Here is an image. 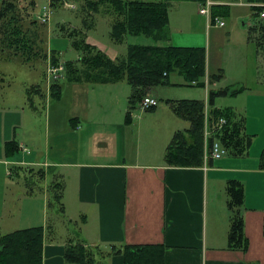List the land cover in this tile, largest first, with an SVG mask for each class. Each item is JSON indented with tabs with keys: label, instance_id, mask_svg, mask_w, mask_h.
I'll list each match as a JSON object with an SVG mask.
<instances>
[{
	"label": "crops",
	"instance_id": "0c3cea01",
	"mask_svg": "<svg viewBox=\"0 0 264 264\" xmlns=\"http://www.w3.org/2000/svg\"><path fill=\"white\" fill-rule=\"evenodd\" d=\"M176 3L183 7L178 15V21L186 20L184 13L187 8L192 11L193 7L200 14L197 2ZM233 6L232 14L238 13L240 10L237 8L241 6L252 11L247 2ZM170 23L171 26V20ZM214 28L219 30L222 27L214 26ZM172 31L179 36V41H182L179 43L173 39L179 45L207 47V43L204 42L205 35L201 31L191 29L185 31L173 29ZM97 47L109 57L115 58L116 51L113 48L100 44H97ZM20 58L23 65H30L23 60L22 56ZM213 72L214 67L211 66L208 54L207 80ZM180 76L182 75L179 74L170 81L173 80L174 85L178 82L186 84L187 82H183ZM7 77V70L0 69V81ZM126 83L123 81L105 84L69 82L67 88L71 86L74 104L77 105L76 100L82 99L86 107L79 110V114H68L71 116H68L64 125L63 115L65 114L58 112L60 114L58 116L54 113L57 111L58 103L62 101L63 87L66 84L61 88L59 97H55L58 99L50 105V108H54L53 113L50 112L46 117L40 115V112L36 113V108L30 105L27 108L31 110L29 115L25 106H22V111L16 109L19 117L21 116L20 122L9 123L7 116L2 118L0 120V168L2 169L4 165V171H6L8 155L5 144L11 139H16L20 148L13 154L14 162L27 166L37 164L41 167L48 163L49 168L63 182L65 213L68 214V219L83 220L79 223L82 234L80 235L89 245L101 244L108 248L111 244L121 245L122 243L162 244L166 246L165 264H264V167L261 165V153L264 149L263 105L253 107L248 117L238 113V117L244 118V131L252 135V143L247 152L242 155H236L226 148L228 151L226 155L220 158L210 157L206 160L204 149V162L200 166L167 164L164 155L175 132L187 131L190 127V122L174 111L171 123L180 125L181 128L177 129L179 127L177 126L174 131H171V128L164 129V133L159 135L158 144L161 146L157 149L147 150L143 154L139 153L138 156L128 154L127 157L131 160H128L126 155L120 153L117 148L113 149L111 154L104 149L90 152L93 149L90 142L91 135H98L97 133L101 130L111 132L112 127L118 128L121 125L127 128L132 122V113L127 116L130 105H125L123 101L121 103V99L119 100V97L125 93L124 84L130 91L126 96L127 100L132 93L131 84L128 83L129 87ZM96 85L110 86L105 87L110 94V99H105V102L110 104L117 120L92 123L89 115L95 106L89 108V103L94 101L99 104L98 96L91 95L97 92ZM159 86L170 85L160 84ZM157 87L158 85L150 89L155 96L154 90ZM22 93L20 98L25 103L28 99L25 89H22ZM206 96L207 93L203 99H206ZM35 104L33 105L36 106ZM117 106L120 108L114 110ZM158 106L159 104L156 107ZM167 106L171 107L169 102ZM1 114L9 113L3 111ZM108 115L106 113L102 118L107 120ZM31 118H34V124L28 126L27 123H31ZM71 118H75V122H71ZM58 120L63 126L57 124ZM38 121L41 124L44 122L47 127L50 129L52 127V131L56 132L53 134V140L47 130L48 140L45 142L32 132V129H37ZM97 125L103 128L95 130ZM8 126L11 127L9 131ZM128 130L132 134L135 133L131 127ZM20 145H25L30 151L23 152ZM90 146L92 149L89 148ZM207 151L206 154L209 155ZM230 180L242 182L245 188L244 206L240 209L247 238L245 250L230 247L229 243L231 210L228 207L227 186ZM27 198L29 199L25 201L28 214H34L32 202L37 203L38 208L44 209L47 206L44 197L27 196ZM37 225L30 224L28 227ZM64 248V241L45 240L43 264H70L62 258ZM111 262V264H124L123 256L115 255Z\"/></svg>",
	"mask_w": 264,
	"mask_h": 264
},
{
	"label": "rangeland",
	"instance_id": "374dc122",
	"mask_svg": "<svg viewBox=\"0 0 264 264\" xmlns=\"http://www.w3.org/2000/svg\"><path fill=\"white\" fill-rule=\"evenodd\" d=\"M29 1L30 0H19L22 6L27 5ZM208 1L209 0L198 3V11L200 14L193 9L192 5V11L187 8L184 13L186 17L185 21H178V15L183 9L181 4L174 2V4L170 6L168 13L169 27L172 33L170 42L177 45L182 42L179 41V36L173 33V29H183L184 31L191 29L203 32L205 35L204 42L207 43V47L205 46L207 49V55L209 54L211 66L214 67V72L211 73L210 76L212 74H221V76L214 80H211L208 76L207 80L206 75L205 86L197 85V81H193V85L180 82L176 83L177 85H174L173 80H171L168 83L170 86L158 85V87L154 90L156 96L150 92L151 90H148L141 100L134 104L132 108L133 120L129 127H131L135 133L132 134V132L128 130L129 127L124 128L122 125L118 128L112 127L111 132L101 130L97 133L98 135H91L90 142L93 149L90 146L89 148L92 149L90 152H94L98 149H104L106 152L111 154L113 153V149L117 148L120 153H123V155H126L127 157L128 154L131 156L136 154V156H138L139 153L143 154L147 150L157 149L160 147L161 145L159 146L158 144L159 135L164 133V129L171 128V131H174V128L177 126H179L177 129L181 128L180 125H174V123H171V117L174 114L171 107L167 106L168 97L175 100H203L204 149L206 146L204 136L205 126L207 125L211 130H214L215 128L210 127V88L227 90L226 94L219 95L215 98V105L221 108L231 109L230 111H232V113H236V119L241 118L238 117V113L244 114L245 116L243 117H248L249 112H251L252 108L255 106L263 105L262 108H264V98L257 96L260 95L264 97V50L261 49V51L258 52L255 43L248 39L249 27L251 25L246 28L242 27V20H245L246 22L252 20V16L254 14L252 7L256 6L260 9V3L251 4L246 0H222L221 4H229L231 7L237 3L240 5V3L245 4L247 2V5L251 7L252 11H249L247 7L243 8L241 6L237 8L240 10L238 13H230L224 18H222V16H217L216 21L213 22L211 20V23H213L214 26L222 27L218 30L217 28H214L213 25H207L206 17L213 19L211 6L214 5L213 3L208 5ZM211 1L220 2V0ZM1 2L2 0H0V5ZM72 2L76 5V8L65 6L60 3L52 7L51 0H36L37 7L35 15L37 19L44 23L48 29V56L45 61L41 59L34 60L31 61L30 65H23L20 56H12V59H0V69H5L8 72V77L3 78L4 82L0 81V120L7 116L9 123L14 121L20 122L21 116L19 117V114H17L18 110L22 111V106H25L26 109L29 108L31 105V99L35 101L34 104H37H35L37 107L36 113L40 112V115L42 114L44 117H46V115L50 112L53 113L52 109L54 108H50V105L58 98L52 96L51 92H47L46 88L48 82L51 87L56 82L61 83L62 87L66 84L63 87L62 101L58 103L57 111L54 113L58 116H60L58 112L65 114V116L63 115V117H65L63 125L65 124L66 119L68 120V116H71L68 114H79V110L86 107V103H83L82 99L76 100L77 105H75L71 97V86L70 88H67L69 86V82L66 80L68 78V64L70 62L73 63L72 65L75 69L76 66L80 64V59L82 57L81 49L77 46V41L81 39V37L77 34L74 38L73 35L66 32L67 30H73L75 26H83V18L78 13L80 12V3L75 0ZM202 6L209 7L208 15L201 13V11H203ZM45 8L50 9V12L52 10L48 23L43 22L42 19L44 11L47 10ZM256 12L259 17L258 20L264 21V18L259 16L260 11L256 9ZM218 19H222L224 21V25H217ZM170 20L172 22V27L170 26ZM110 31L111 17L104 13H97L94 16V27L90 28L87 32V41L96 45H106L107 48H113L116 51V56L119 51L124 55L128 44H155L157 42L153 37L145 34H129L126 36L124 41H114L111 38ZM173 39L177 40L179 43L177 41L175 42ZM158 43H163V41H159ZM116 56L114 59H116ZM82 65L81 68L84 67ZM178 75L179 72H171L169 80L171 78H176ZM180 79H183V82H186L183 76H180ZM71 82L78 83L81 81L71 80ZM123 83H126V81H123ZM126 84L130 87L128 83ZM96 86L97 92L92 93L91 95L94 97L98 96L97 99H99V104L91 101L89 103V108L95 106L96 109L93 107L91 113L87 112L90 113L89 116L92 123L99 124L104 121L117 120L116 114H113V109H111L110 104L105 102V99H110V94L107 93V88L105 87L110 86ZM124 86L126 87L125 93L119 97V100L121 99V103L123 101V104L125 105H130L129 100L126 99V96L129 95L130 91L125 84ZM22 89H25L26 98L28 97L25 102L26 104L23 103L22 98H20L23 94ZM236 90L238 91L236 92ZM206 93V99H203ZM146 95H153L157 99V104L144 108L142 106V102ZM29 97H31V99ZM158 104L159 106L156 107ZM119 106L114 107V110H116ZM124 108L127 109V107ZM3 111L8 112L9 114H1ZM30 111L31 110L27 109L28 115ZM106 113L109 114V119L104 120L102 117ZM30 121L31 123H27L28 126L34 124V118H31ZM36 124L37 129H32V132L35 133L41 141L43 140V142H45L48 140L46 130L48 133L50 132L51 140H53V134L56 132L52 131V127L50 129L47 127V124H44V122L41 124L39 121ZM57 124L63 126L59 120ZM185 124H187V122H185ZM10 128L11 127L8 126L7 130L9 131ZM100 128L103 127L97 125L95 130ZM61 131L65 132L63 130ZM218 132L214 130L207 143H212L215 139L220 141V139L216 136ZM57 137L58 135L56 134V138ZM20 147L23 152L28 153L30 151L25 145H20ZM79 153L80 152H78V154ZM227 153L228 151L226 154ZM127 158L128 160H131L130 157ZM13 160V155L8 156L5 164L6 171H4V165H2L3 171L0 168V234L11 232L19 228H25L30 226V224L45 226V240L48 242L65 241L68 236L75 234L76 228L80 229L79 223L83 222V220L75 218L68 219V214L65 212L60 213L58 211L59 209L57 203L53 200L51 206L48 204V201H50V197L47 196L49 193L48 189L59 180V177L56 176L57 174L53 173V170L49 168V164L46 163V166L44 167L37 164H30L27 166L23 163H16ZM38 167L45 170L46 176L45 179L43 178L44 180H42L37 173L32 172L33 169L36 171ZM48 172H50L51 175H48ZM27 178L31 179L33 182L28 181ZM26 191H29V193H26ZM27 196H31L32 198H46V208H38V204L32 202V213L34 212V214H28L26 211L27 204L25 201L29 199ZM28 217L32 218L29 219ZM80 234L81 232L78 237L83 239L81 237L82 234Z\"/></svg>",
	"mask_w": 264,
	"mask_h": 264
},
{
	"label": "trees",
	"instance_id": "16d2710c",
	"mask_svg": "<svg viewBox=\"0 0 264 264\" xmlns=\"http://www.w3.org/2000/svg\"><path fill=\"white\" fill-rule=\"evenodd\" d=\"M64 1L51 0L52 7L63 4ZM80 3L79 15L83 18V26L74 27L66 31L81 37L77 41L82 57L80 64L74 69L73 63L68 64L66 79L87 82L91 84H105L127 81L133 90L129 97L132 108L144 94L152 87L168 84L171 72H179L186 84L205 86L207 49L205 46L177 45L171 40L169 27V8L174 2L192 1L205 2L206 0H75ZM250 3H264V0H246ZM217 2V1H216ZM36 0H30L27 5H21L19 0H2L0 5V59H12V56H22L25 62L47 58V32L45 24L37 19ZM255 23L249 27L248 39L257 46L258 52L264 50V21L258 20L256 9L253 6ZM104 13L111 17L110 35L114 41H124L129 34H145L157 42L155 44H128L125 54L119 51L116 59L110 58L97 47L87 41V32L94 27V16ZM232 14L229 4L215 3L211 6V19L216 21L217 16ZM74 33V34H73ZM256 34V35H255ZM72 37V36H71ZM163 41V43H158ZM56 55V54H55ZM85 63V64H83ZM83 64V65H82ZM81 65L84 66L81 68ZM86 67V68H85ZM221 74H212L211 80ZM61 83H54L50 89L51 95L59 97ZM38 90V89H37ZM238 90H236L237 92ZM42 93V92H40ZM227 90L211 89L209 91L210 127L217 126L224 117L226 123L216 134L222 145L236 155L247 152L252 135L244 131V118H237L231 109L215 105V98L224 95ZM31 99V97H29ZM171 109L180 117L190 122L187 131L178 130L165 151V161L175 166H200L204 162L203 145V115L204 102L199 99H167ZM34 101L31 99V106ZM153 109V108H152ZM75 122V118L70 119ZM16 139L5 144L8 156L19 151ZM261 165L264 167V149L261 153ZM29 168V167H27ZM32 172L44 180L46 173L41 167ZM45 173V174H44ZM26 174V173H25ZM50 175V172H48ZM44 178V179H43ZM31 181V179H28ZM33 182V181H31ZM50 185V184H49ZM48 204L52 200L57 203L58 211L65 212L63 197V182L58 180L50 186ZM32 191V190H31ZM229 195L228 207L231 210L229 243L230 247L247 248V238L244 231V218L240 209L244 206L245 188L242 182L230 180L227 186ZM45 226L37 225L19 228L11 232L0 234V264H43ZM75 230V229H74ZM79 228L75 234L68 236L64 243L63 259L70 264H111L115 255H122L124 264H165V249L162 244H111L105 248L101 244L89 245L79 238Z\"/></svg>",
	"mask_w": 264,
	"mask_h": 264
},
{
	"label": "built area",
	"instance_id": "2783aa9c",
	"mask_svg": "<svg viewBox=\"0 0 264 264\" xmlns=\"http://www.w3.org/2000/svg\"><path fill=\"white\" fill-rule=\"evenodd\" d=\"M214 4V1H211L209 0L208 1V5L210 4ZM64 5L65 6H69V7H73L75 8L76 5H74V3L72 2H68V1H65L64 2ZM260 9H259V16L261 18H264V3H260ZM202 10L201 13L203 14H209V7L208 6H202ZM47 9V8H45ZM46 11V12H45ZM44 13H43V16H42V19H43V22H49L50 20V17H51V12H50V9H47L45 10ZM210 24L211 26L214 25L213 23H211V19H209L207 17V25ZM224 25V21L222 19H218L217 20V25ZM56 70V69H54ZM48 84H50L48 82ZM157 104V99L153 96V95H146L143 99V102H142V106L145 108V107H149V106H154ZM226 123V119L224 117H222L217 126H215L214 130H216L217 132L222 130V127L223 125ZM214 130H211L207 125L205 126V129H204V136H205V143H206V146H205V159L207 160L208 158H220L222 157V155L226 154L227 152V149L226 147L224 148V146L222 145V143H220V141L218 139H215L212 143H207L209 137L211 136L212 132ZM209 147V148H208ZM209 149V151H207ZM206 151L209 155L206 154Z\"/></svg>",
	"mask_w": 264,
	"mask_h": 264
},
{
	"label": "water",
	"instance_id": "95a60500",
	"mask_svg": "<svg viewBox=\"0 0 264 264\" xmlns=\"http://www.w3.org/2000/svg\"><path fill=\"white\" fill-rule=\"evenodd\" d=\"M253 23H255V18H253L252 20L246 22L245 20H242V27L246 28L250 25H253Z\"/></svg>",
	"mask_w": 264,
	"mask_h": 264
}]
</instances>
